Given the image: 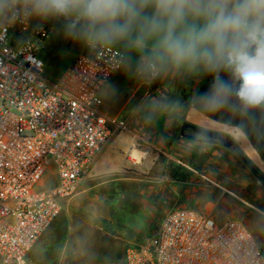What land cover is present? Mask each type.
I'll list each match as a JSON object with an SVG mask.
<instances>
[{
	"label": "built area",
	"instance_id": "1",
	"mask_svg": "<svg viewBox=\"0 0 264 264\" xmlns=\"http://www.w3.org/2000/svg\"><path fill=\"white\" fill-rule=\"evenodd\" d=\"M14 30L0 32V262L34 264L29 250L78 193L110 125L126 122L100 109V93L117 74L108 61L81 52L60 82L45 73L48 27L23 37ZM249 232L240 219L175 209L155 237L127 248L126 264H236Z\"/></svg>",
	"mask_w": 264,
	"mask_h": 264
},
{
	"label": "clouds",
	"instance_id": "2",
	"mask_svg": "<svg viewBox=\"0 0 264 264\" xmlns=\"http://www.w3.org/2000/svg\"><path fill=\"white\" fill-rule=\"evenodd\" d=\"M48 24L89 56L111 53L113 70L145 85L195 83L187 101L147 102L149 119L167 111L194 123L193 146L218 129L240 142L245 122L258 115L264 123V0H0V32ZM241 252L236 264H264V216L254 218Z\"/></svg>",
	"mask_w": 264,
	"mask_h": 264
},
{
	"label": "rangeland",
	"instance_id": "3",
	"mask_svg": "<svg viewBox=\"0 0 264 264\" xmlns=\"http://www.w3.org/2000/svg\"><path fill=\"white\" fill-rule=\"evenodd\" d=\"M46 26L49 35L42 51L45 73L61 82L73 58L86 50L66 42L54 25ZM28 31L27 25L18 27L12 37H23ZM110 55L99 58L108 61ZM145 143L138 141L132 150ZM140 153V158L132 156V163L116 173L102 171L99 186L77 205L62 209L31 247L28 260L34 264H126L127 248L155 237L163 218L173 211L169 204H163L162 210L154 207L158 206L161 178L165 185L172 180L194 186L200 202L215 203L219 220L240 219L251 230L256 215L264 216V191L238 161L203 150L192 152L172 143Z\"/></svg>",
	"mask_w": 264,
	"mask_h": 264
},
{
	"label": "crops",
	"instance_id": "4",
	"mask_svg": "<svg viewBox=\"0 0 264 264\" xmlns=\"http://www.w3.org/2000/svg\"><path fill=\"white\" fill-rule=\"evenodd\" d=\"M111 86H115V91ZM156 87L145 85L117 71L114 78L102 89L100 109L115 120H124L126 127L119 129L114 124L110 125L111 136L95 159L90 175L79 186L78 193L74 198L62 201V209L68 210L77 205L86 193L99 186L98 180L103 176L100 175L102 171L116 173L121 166L125 167L127 163H132L130 158L134 151L149 152L156 146L165 147L172 143L176 144L178 148L191 149L192 152H195V149L203 150L211 155L224 156L226 159L234 161V158L229 156L225 149L201 144L193 146L191 142L181 138L179 127L183 122V117H178L174 112L161 111L149 119L151 110L147 102L161 96L159 88L164 90L167 96L185 101V98L197 87L195 83L167 79L159 81ZM140 140L146 143L141 149L132 150V147ZM159 181L158 206H154L158 210H162L163 204H169L172 210L190 208L214 212L215 203L200 202L199 191L194 186L187 187L184 183L172 180L165 185L163 184L164 178ZM94 183L97 184L94 185ZM261 205L263 206L262 203Z\"/></svg>",
	"mask_w": 264,
	"mask_h": 264
},
{
	"label": "water",
	"instance_id": "5",
	"mask_svg": "<svg viewBox=\"0 0 264 264\" xmlns=\"http://www.w3.org/2000/svg\"><path fill=\"white\" fill-rule=\"evenodd\" d=\"M209 81H204L199 85L201 94L207 91V84ZM189 98L186 97L185 101ZM228 120V116L223 117ZM236 123H239L237 121ZM247 139L236 142L232 136L225 129H218L214 132V137L210 142H199L198 144L213 146L225 149L231 152L238 160H240L245 167L257 179L261 187L264 189V123L261 122L260 117L254 116L252 120L245 122ZM197 134V128L194 123H190L183 117V122L179 127V136L190 142V138Z\"/></svg>",
	"mask_w": 264,
	"mask_h": 264
},
{
	"label": "flooded vegetation",
	"instance_id": "6",
	"mask_svg": "<svg viewBox=\"0 0 264 264\" xmlns=\"http://www.w3.org/2000/svg\"><path fill=\"white\" fill-rule=\"evenodd\" d=\"M227 154H229V156L233 157L234 160L238 161L242 167L244 168V170L248 173L249 177H251L257 184L258 186L264 191V189L261 187V185L259 184V182L257 181V179L252 175V173L245 167V165L240 161L238 160L231 152L229 151H225Z\"/></svg>",
	"mask_w": 264,
	"mask_h": 264
},
{
	"label": "bare ground",
	"instance_id": "7",
	"mask_svg": "<svg viewBox=\"0 0 264 264\" xmlns=\"http://www.w3.org/2000/svg\"><path fill=\"white\" fill-rule=\"evenodd\" d=\"M134 154H133V157L134 158H140V154H142V153H139V152H137V151H135V152H133Z\"/></svg>",
	"mask_w": 264,
	"mask_h": 264
}]
</instances>
